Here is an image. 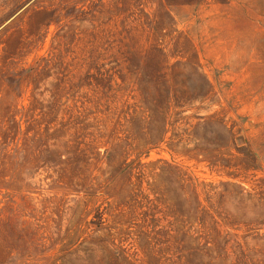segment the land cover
I'll return each instance as SVG.
<instances>
[{
  "label": "rangeland",
  "instance_id": "1",
  "mask_svg": "<svg viewBox=\"0 0 264 264\" xmlns=\"http://www.w3.org/2000/svg\"><path fill=\"white\" fill-rule=\"evenodd\" d=\"M0 264H264V0H0Z\"/></svg>",
  "mask_w": 264,
  "mask_h": 264
}]
</instances>
